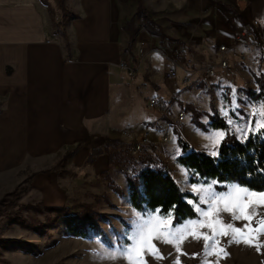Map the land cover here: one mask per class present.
<instances>
[{
    "label": "crops",
    "instance_id": "obj_1",
    "mask_svg": "<svg viewBox=\"0 0 264 264\" xmlns=\"http://www.w3.org/2000/svg\"><path fill=\"white\" fill-rule=\"evenodd\" d=\"M152 11L161 18L167 13L173 21L170 31L177 34L165 33L159 24L163 33L177 44L194 42L195 49L202 39L211 46L240 31L255 33L252 17L264 25V0H171ZM70 13L64 36L59 33L63 43L54 38L60 21L53 24L41 6L0 3V174L36 168L31 182L43 192L54 187L62 159L65 167L78 168L90 160L95 169L105 166V155L91 159V153L103 148L107 139H119L117 128L140 132L157 121L170 122L164 111L177 95L187 97L185 83L176 80L180 65L165 52L167 40L143 28L130 39L115 0H79ZM236 50H245L249 58L258 53L243 46ZM119 60L133 65V79L117 76L124 70ZM171 68H177L176 77L167 78ZM210 76L204 82L211 81ZM153 97L160 103L149 107ZM141 100L152 109L148 119L140 110Z\"/></svg>",
    "mask_w": 264,
    "mask_h": 264
},
{
    "label": "rangeland",
    "instance_id": "obj_2",
    "mask_svg": "<svg viewBox=\"0 0 264 264\" xmlns=\"http://www.w3.org/2000/svg\"><path fill=\"white\" fill-rule=\"evenodd\" d=\"M15 1L41 6L53 24L59 21L64 22L63 13L67 12L66 9L75 13L79 5V0H62L66 9L60 7L61 0H0V3ZM115 1L121 12V21L130 17H135L137 23L140 21L139 16H135L139 5L138 0H129L124 4L120 0ZM170 2L171 0L140 1L146 11H152L154 7H159L161 4L167 5ZM160 15L161 13L153 15L156 23L164 25L165 33L177 34L176 30L175 33L170 31L174 23L167 13H164L162 18ZM257 21L256 33H259V37L264 40V25L262 26L258 19ZM59 33L57 29L54 38L64 43ZM232 33L230 32L231 35ZM229 40L230 38L228 40L222 38L210 46L206 40L202 39L196 49L194 42L191 43L192 45L188 42L177 44V40H167V44L165 42L168 46L165 49L167 56L170 57L171 62L174 61L180 65L176 80L179 78L183 80L185 84L182 90L187 96L177 95L173 106L171 104L170 109L164 111L173 123L172 139L169 143H160L159 138H154V142L142 145L140 151L135 154L131 148L133 140L139 139L141 130L136 132L137 130L132 127L115 130L119 138L117 140L130 145L129 155L137 157L144 148L146 154L162 162L183 192L196 196L197 201L192 198L187 199L196 211V217L178 224L172 223L170 227L173 230L177 227L191 229L193 225L190 222L204 221L202 211L198 209L206 211L214 198L213 193H228L235 186L232 184L225 189L216 188L215 181L207 184H191L189 172L177 162V158L181 155V149L177 144L178 136L193 150L211 155L218 148L214 140L221 130L212 129L208 125L212 118L221 114L223 105L241 115L240 124L228 126L245 145L257 132V124L264 122V94L260 91L258 82V76L264 74V54L258 49L259 47L257 48L260 42L254 39V47H248L258 51L256 54L253 53V59L249 58L245 50L243 53L237 51L235 57L227 56L229 59L227 66L221 67L217 47L219 44H228ZM175 45H179L176 51ZM207 47H210L214 54L207 52ZM240 53L242 57L239 56ZM117 65L124 69L117 74L118 77L124 80L133 79V76H129L127 70L122 67L127 66L135 72L133 65H129V62L125 60H119ZM208 68H213L215 73L209 77L211 81L204 82L205 77L208 76L206 75ZM215 78L216 80H213ZM171 82L173 83V79ZM161 90H164V87ZM161 90L157 91L158 95L161 94ZM261 93L262 96L259 97ZM184 102L190 103L187 104V109ZM255 105L259 108L258 114L253 113ZM180 108L186 112L187 116L183 121L175 123L177 109ZM140 110L144 118L153 116L152 109L146 108L145 100L140 101ZM133 131L137 135L131 138ZM102 154L108 158L107 154ZM129 155L123 153L122 149H115L114 157ZM64 159H62V165L55 169L54 187H51L49 192H43L32 185L31 177L36 168L20 167L0 174L2 179H0V264H130L122 251L132 243L129 236L135 235L137 226L157 213L138 212L131 207L125 177L120 164L117 165L118 158H116V164L107 163L96 169L93 160L77 168L65 167L66 159ZM137 167L140 169L142 166L137 164ZM114 185L119 187L120 193L113 188ZM193 185L196 187L193 188ZM62 207L71 208L72 213L88 211L93 215L96 214L98 229L87 230L88 234L85 237L66 234L63 223L53 220L61 213L63 214L62 210L57 213L53 208ZM220 207L222 209L223 205L221 204ZM250 211L254 213L253 225H258L260 219L264 218V205H254ZM159 216L168 217L160 214ZM218 218L225 224L231 223L238 228H243L248 223L244 220H235L231 213L222 210L218 213ZM198 231L209 236L213 234L207 227H199ZM217 239L219 247H223L227 255H217L213 250L216 246L213 241L208 242L206 253V242L202 237L196 239L191 235L186 236L180 244V252H177L174 244L164 243L159 239L154 240L153 243L158 248L161 258L148 254L147 264H175L177 259L180 264H264V234L259 235V242L262 245L260 251H257L256 246L229 243L231 236H219Z\"/></svg>",
    "mask_w": 264,
    "mask_h": 264
},
{
    "label": "trees",
    "instance_id": "obj_3",
    "mask_svg": "<svg viewBox=\"0 0 264 264\" xmlns=\"http://www.w3.org/2000/svg\"><path fill=\"white\" fill-rule=\"evenodd\" d=\"M120 1L124 4L129 0ZM140 1L138 0L139 5L135 13L136 17L139 16L140 21L137 23L135 17H131L122 23V28L129 38H133L134 34L142 27L153 36L173 41L171 37L163 33L160 25L154 20L153 15L155 13L146 11ZM60 7L66 9L62 0ZM63 14L64 20L72 17L68 10ZM64 26V22L57 24V27H60L61 36H64L61 30ZM258 77L260 91L264 94V74L262 73ZM249 93L253 94V92ZM258 96H262V93ZM258 96L257 98H259ZM199 125L205 128L202 124ZM208 126L225 132V137L217 148L220 153L217 157L203 151L193 150L180 136L177 138V144L181 149V155L177 158V162L189 172L191 184H207L215 181L216 188L225 189L226 186L234 184L252 191H264V129L251 136L245 145L236 137L234 131L222 122L219 116L212 118ZM116 148L122 149L123 153L129 155L131 147L129 144L118 140L107 139L103 148L91 153V159L93 156L105 153L108 155L107 162L111 165L116 164V158H118L117 165L120 164L122 169L127 184L128 200L134 210L156 212L159 209L160 215L168 216L171 214L173 224L196 217V211L187 201L188 198L197 201L196 196L183 192L161 161L146 154L144 148L137 157L132 155L114 157ZM66 156L69 154L67 153ZM111 158L112 160H110ZM137 164L142 167L139 169ZM113 188L120 193L119 187L114 185ZM53 209L57 213L63 211V214L61 213L59 217H55L56 219L53 220L63 223L65 233L68 235L85 237L88 234L87 230L98 229L95 220L96 214L93 215L88 211L72 213V209L69 207Z\"/></svg>",
    "mask_w": 264,
    "mask_h": 264
},
{
    "label": "snow or ice",
    "instance_id": "obj_4",
    "mask_svg": "<svg viewBox=\"0 0 264 264\" xmlns=\"http://www.w3.org/2000/svg\"><path fill=\"white\" fill-rule=\"evenodd\" d=\"M261 129H264V122L257 124V132ZM224 137V131L218 132L214 144L219 146ZM219 154L218 150H214L211 153L213 157H217ZM195 187L196 185H193V188ZM212 195L214 198L208 209L206 211L198 209V211H202V215L205 218L204 221L190 222L193 225L191 229L177 227L173 230L170 227L172 224L171 214L166 218L161 217L159 216L160 210L157 209L155 216L137 226L135 235L129 236L132 243L122 250L130 264H147L146 256L148 254L155 258H161L158 248L153 243L157 239L164 243L174 244L177 252H180V244L188 235L196 239L202 237L206 242V253L208 242L213 241L216 245L213 249L215 253L217 255H227L226 250L223 247H219L217 239L219 236H231L229 243H244L249 246H256L257 251H260L262 245L259 242V235L264 234V218H261L258 225L254 226V213L250 209L254 205H264V191H250L248 188L235 185L228 193H213ZM221 204L223 205L222 209L220 207ZM221 210L231 213L235 220H244L248 223L243 228L235 227L231 223L225 224L218 218V213ZM199 227H207L212 230L213 234L209 236L206 233H201L198 231ZM175 264H180L179 259L176 260Z\"/></svg>",
    "mask_w": 264,
    "mask_h": 264
},
{
    "label": "built area",
    "instance_id": "obj_5",
    "mask_svg": "<svg viewBox=\"0 0 264 264\" xmlns=\"http://www.w3.org/2000/svg\"><path fill=\"white\" fill-rule=\"evenodd\" d=\"M252 24L253 26H256L258 24L257 19L253 18L252 19ZM254 39L259 40L260 44L257 45V48L261 50V52L264 54V40H262L261 37H259V33H249L248 31H240L235 33L232 38L229 40L228 44H219L217 47L218 55H219V65L221 67H226L228 63V58L227 56L233 55L234 57L236 56L237 53V47L243 46V47H254L255 41ZM243 53V52H242ZM242 53H240L242 57ZM124 67L129 76H133V69L127 67V66H122ZM214 69L213 68H208L206 70V75L210 76L213 75ZM176 70L174 68L169 69L166 73L165 76L167 78H174L176 77ZM160 103L159 99L153 97L150 98L148 101V104L150 107H153L155 105H158ZM235 113V114H234ZM254 114L259 113V108L257 105L254 107ZM186 115L184 111H179L176 114V121L181 122L185 119ZM222 122H224L227 125L230 124H240L242 121L241 115L236 113L234 110H231L228 108L226 105H223L221 107V115L219 116ZM231 121V123H229ZM172 126L173 123L171 122H165V121H157L151 125H146L141 129V134L140 137L137 141L135 139L133 140V145L131 148V151L133 153H137L140 151L142 145L150 144L151 142H154L155 139L159 138L160 143H169L172 139ZM131 138L136 137V132L133 131V134H131Z\"/></svg>",
    "mask_w": 264,
    "mask_h": 264
}]
</instances>
